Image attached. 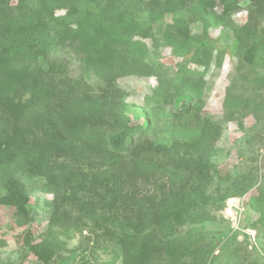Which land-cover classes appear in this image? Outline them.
Here are the masks:
<instances>
[{"label":"rangeland","instance_id":"1","mask_svg":"<svg viewBox=\"0 0 264 264\" xmlns=\"http://www.w3.org/2000/svg\"><path fill=\"white\" fill-rule=\"evenodd\" d=\"M41 1L0 0V28L12 32L37 91L51 94L56 122L90 140L147 119L137 153L172 175L137 173L136 196L159 199L171 188L193 206L200 190L209 198L203 222L177 226L175 247L161 243L138 264H264V0ZM79 26L89 28L76 34ZM37 33L47 36L45 51L30 43ZM252 45L262 47L256 65L242 60ZM22 85L0 89V123L29 96ZM82 154L95 175L121 161L97 146ZM22 178L24 209L0 205V264H122L119 240ZM110 213L132 217L131 207Z\"/></svg>","mask_w":264,"mask_h":264},{"label":"trees","instance_id":"2","mask_svg":"<svg viewBox=\"0 0 264 264\" xmlns=\"http://www.w3.org/2000/svg\"><path fill=\"white\" fill-rule=\"evenodd\" d=\"M40 5L43 7V0ZM206 6L199 5L201 17L209 13ZM32 21L35 22L34 19ZM35 26L39 27L37 23ZM88 28L79 26L75 33L87 32ZM93 31L86 33L85 37L89 38ZM30 43L35 50L45 51L48 39L44 34L37 33ZM93 43L87 39L83 45L91 46ZM17 51L18 45L12 32L0 28V89L9 90L12 81L20 78L22 91L29 93V96L21 98L22 101L19 100L15 109H8L6 119L0 123V187L3 191L0 205L22 211L27 202L22 177L35 178L41 182L42 189L54 195L56 206L60 203L74 206L80 218L96 231L100 230L104 236L119 240L122 264H138V257L150 255L155 246L161 247V243L169 249L175 247L177 244L172 237L179 226L200 223L208 217L203 204L209 198L201 190L198 195L200 204L197 206L189 203V197L193 196L179 197L171 188L165 189L159 199L154 194L140 198L136 196L137 188L133 182L137 179V173H144L150 179L160 173L172 175L171 169L164 163L137 153L139 146H136V137L148 125L147 119L144 125L123 124L120 131L109 136H92L90 138L95 140L91 142L78 131L56 122L55 116L50 113L51 94L37 91L34 72L27 65L17 62ZM261 51L262 47L249 46L242 53V60L248 65H256L262 60ZM29 103L32 104L31 112L22 116L20 111ZM96 146L100 154L121 160L117 165L111 164L100 175L92 173L94 168L84 160L82 154L84 149L90 150V147ZM82 147L81 152L79 149ZM112 206L124 212L131 207L132 217L123 219V216L111 214ZM259 222L264 223V213ZM151 230L153 232H146ZM37 246L42 251L50 250L45 242Z\"/></svg>","mask_w":264,"mask_h":264}]
</instances>
